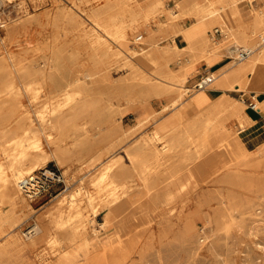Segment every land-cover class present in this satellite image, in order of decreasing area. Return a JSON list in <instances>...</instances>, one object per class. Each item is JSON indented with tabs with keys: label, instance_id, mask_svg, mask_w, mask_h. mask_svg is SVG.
<instances>
[{
	"label": "bare ground",
	"instance_id": "6f19581e",
	"mask_svg": "<svg viewBox=\"0 0 264 264\" xmlns=\"http://www.w3.org/2000/svg\"><path fill=\"white\" fill-rule=\"evenodd\" d=\"M182 3L184 6L177 3L178 10L170 14L164 7V0H107L104 8L97 9L88 15L90 31H81L76 26L73 27V30L78 31L76 37L79 44H85L86 40L90 39V42L86 44L89 52L85 59L87 62L84 63V60L80 64L81 75L69 80L62 88L51 87V85L55 84V78L62 74L64 69L68 67L70 69L73 65L79 64L80 51L65 50L58 44V34L41 46L34 44L35 46H25V50H22L27 52L32 48H42L44 54L40 63L24 62V56L16 55L12 51L0 55V99L5 97V100L0 102V156L3 155L7 161V163L0 161L1 203L6 202L12 208L17 204L26 206L28 201L22 196L25 192L19 185L22 175H30L49 161H54L56 165L63 167L71 151L69 147H66L67 138L70 137L69 130H72L74 135L71 142L73 148L85 147L90 141L83 126L87 123L85 119L96 118L95 125L100 130L102 125L111 126L114 115L112 101L115 98L123 99L127 104L125 109L118 111L120 114H123L135 102L152 96L169 97L170 100L158 112L145 107L147 116L144 120L163 111L169 112L164 114L151 136L138 141V147L134 151L127 150L124 155L111 157L90 180L92 185L97 187V194L104 193L102 198L100 195H87L86 205L90 208V212L88 211L91 216L90 222L93 223V219L102 210L107 212L100 227L106 229L112 225H118L115 232L118 242L108 250V253L122 254L130 249L134 241L133 234H125L121 224H118L116 220L118 215H124L128 211L167 210L171 199L175 196L169 190L170 185L177 184L182 175L192 176L193 170L191 172L186 168V161L195 160V157L192 158L188 151L184 150L180 161L183 164H174V162L169 163L171 157L166 158L167 152L174 151L183 144H190L194 148L196 157L204 155V160L197 164L196 170L203 172L206 168L218 165L219 169L225 171L223 180L229 183L243 180L244 175L240 172L242 168L264 167V157L256 162H241L246 153L251 150L248 145L255 142L257 138L253 125L255 119L248 106L246 107L242 101L226 92V90H243L245 79L259 67H264V0H182ZM66 11L57 15L56 18H69V21L73 23V18ZM162 15L165 16L167 24H163L160 20L151 21L153 16ZM177 15L191 19V22L186 27H180L173 19ZM151 22H157L161 32H170L179 42H173L164 47L153 44L150 47L149 42L155 37L152 30L144 37L141 34V37L139 36L145 39L143 44L147 43L148 48L139 47L138 50H132L128 45L129 35L134 30L141 29L142 25H150ZM5 25L6 23L4 27ZM214 30L222 34L219 42L213 39ZM6 31L10 33L9 29ZM4 42L2 37L3 45ZM109 43L124 47L126 54L136 60L135 63L137 62L141 69L140 72H131L130 75L127 72L126 76L110 81L108 62H112L113 59L114 64H117L118 55L112 53V59L109 60L111 58L108 57L111 49ZM223 43L234 44L228 50L231 54L233 50L250 51L244 60L228 62L216 72L211 73L214 77L213 82L216 85H223L226 90L222 89L223 92L218 96L209 99L203 90L213 82L207 83V78L198 81L194 87L183 86L187 78V69H191L190 66L204 60L210 65L211 59L220 57L219 52ZM183 55L188 57L189 63L186 62L179 68L171 69L170 62L180 60ZM213 55L214 57H211ZM130 62L124 61L115 65L120 69L130 65ZM182 87L185 92H178L177 89ZM192 89L193 95L185 103L182 102L185 101L184 94ZM44 91L42 96L41 93ZM22 96L30 102H36L40 98L44 100L35 112L39 121L38 127L31 125L29 111H21L23 105L19 100ZM102 100H105V106L99 108L98 103ZM14 106L18 109H14ZM259 108V112L264 114L261 106ZM190 111L192 112L189 113ZM83 119L86 122L77 123L78 120ZM18 130L22 132L18 134ZM96 134L98 135L92 144L93 149L100 151L107 148L112 139L109 140L108 135ZM42 136L46 143L56 145L50 153L40 148ZM158 140L165 142L159 149L156 146ZM104 141L107 142L102 145ZM123 157H128V166L123 164ZM163 158H166L165 162L169 161L165 165L160 161ZM162 165L163 168H161ZM134 176L141 180L140 183L142 182L138 188H133ZM165 180L168 182L164 183ZM183 187L182 184L178 190ZM77 190L67 195L61 194L53 205L49 223L53 225L54 233H48L43 224L34 223L25 233V237L31 246L39 242L53 246L59 241V234L65 235L70 245L75 244L65 252L66 256H82L87 264H94L108 253L105 251L102 255H95L98 242L95 239L96 236L94 237V234L91 235L86 230L81 202L77 203L76 200ZM26 195L32 197L29 192H26ZM97 197L101 198L102 202H97ZM66 199L69 203L64 207ZM177 211H184V202ZM2 221L0 217V223ZM191 226V220L186 219L183 232L190 230ZM92 231H95L93 226ZM58 264L77 263H67L60 258Z\"/></svg>",
	"mask_w": 264,
	"mask_h": 264
},
{
	"label": "rangeland",
	"instance_id": "374dc122",
	"mask_svg": "<svg viewBox=\"0 0 264 264\" xmlns=\"http://www.w3.org/2000/svg\"><path fill=\"white\" fill-rule=\"evenodd\" d=\"M106 2L107 0H0V5L5 9L6 23V27L0 31V53H2L0 55H5L7 52L12 51L16 55L24 56V62L36 61L40 63L44 54L42 48H32L27 52L22 50H25V46H41L55 34H58V44L62 45L65 50L78 49L80 51H78L79 64L73 65L70 69L69 67L64 69L63 73L55 78V84L51 85V87L62 88L69 80L81 75L80 69L82 67L80 64L87 59L89 52L86 44L90 42V39H87L85 44H79L76 37L78 31L73 30V27L76 26L81 31H90L91 26L88 21V15L97 9L104 8ZM177 3L184 6L182 0H164V7L171 14V12L178 10ZM63 11L70 14L71 18H73V23L69 21V18H56ZM6 16H9V18ZM173 19H175V24L180 27H186L191 22V19L181 18L179 15ZM158 20L162 21L163 24H167L163 15L151 18V21ZM157 25V22H151L150 25H142L141 29L134 30L129 35L128 45L130 48L132 50H138L139 47L148 48L147 43L143 44L145 40L143 37L148 32H152V30L155 37L149 42L150 47L153 44L164 47L169 46L173 42H179L177 37H173L170 32H161ZM7 29H9L10 33H6ZM213 33V39L219 42L222 39V34L220 31L215 30ZM59 34H63V36H59ZM98 34L102 35V33ZM140 34L143 36L142 38H139ZM2 37H4V45L1 43ZM232 45L223 43L219 52L220 56H231L228 50ZM109 46L111 48L108 53V57H111L109 60L112 59V53H117V64L124 61L132 62H130V65L124 66L125 68L120 69L116 67L117 64H114L113 59L111 60L112 62H108L107 70L110 81L127 74L130 75L131 72H140L141 69L136 64L137 62L135 63L136 60L131 59L126 54L127 51L124 47H120L115 43H109ZM211 57H214V55ZM128 58L130 59L128 60ZM230 60V62L233 61L232 59ZM86 62L85 60L84 63ZM186 62L189 63L188 57L183 55L180 60L170 62V68H179ZM113 65H115L114 68ZM124 69L127 71H124ZM189 71L190 69L188 68L186 71L187 78L183 83L185 87H194L198 81L206 78L202 77L195 85H190L187 82ZM110 72L112 73L111 75L109 74ZM212 84L215 83L213 82ZM177 91L185 92L183 87L177 89ZM44 93L45 91L41 93L42 96ZM192 95L193 89L187 91L183 97L185 101L182 102L188 101ZM3 100H5V97L0 99V102ZM169 100V97L161 98V96H157L156 98V96H152L143 101L135 102L123 114H120L118 111L125 109L127 104L125 100L115 98L112 101L114 104V115L111 126L102 125V130H100L95 125L96 118L85 119L87 123L83 126L85 127V133L90 137V141L83 148H73L71 142L74 139V135L72 130H69L70 137L67 138L66 143L68 144L66 147H69L71 151L69 152L70 157L67 163L63 167H59L54 161H49L41 168L34 170V173H37L40 169L50 168L54 169L58 174L59 180L51 184L48 192L36 197H28L26 193H23L22 196L28 201L26 206L25 204H17L19 206L16 205L12 208L8 203L0 202V217L3 220L0 223V264H58L60 258L67 263L87 264L86 259L82 256H66L65 252L70 247L75 246V244L70 245L65 235L59 234V241L53 246H47L44 242L31 246L25 237V233L32 228L31 226L34 223L43 224L48 233H54V227L49 223L52 207L61 194L67 195L76 189H78L77 193L79 195V197L77 195L76 200L77 203H82H80V207L84 223H86V230L89 234H94L93 236H96L95 239L98 242V246L95 248V255H102L105 251L108 253V250L118 242V239L115 238L118 225H112L106 229L100 227V223L104 221V215L107 212L102 210L93 219V223L90 222V208L86 205L87 195L104 197V193L97 194L98 189L92 185L90 180L111 157L124 155L127 150L134 151L138 147L140 140L142 141V138L145 139V137L148 138L152 135L164 114L169 111H163L154 117L144 120L147 116L145 107L158 112L168 104ZM19 101L24 106L21 107V111H29L31 125L38 127L39 121L35 112H37L44 100L40 98L36 102H30L25 96H22ZM243 105L247 107V101L243 102ZM104 106L105 100L98 103L99 108ZM14 109H18V107L14 106ZM85 120H78L77 123L81 124L86 122ZM20 131L22 132V130H18L17 133L20 134ZM96 133L108 135V139H112L107 148L105 147V149L103 148L100 151L93 149L92 144L98 135ZM41 142L40 148L45 152L50 153L52 149H55L56 145L46 143L43 136ZM106 142L104 141L102 145ZM164 144L165 142L162 140L156 142L158 149ZM180 147H177L180 151L176 148V150H172L173 152L169 151L170 154L167 152L166 158L171 157L170 162H168L180 164L182 155L185 151H188L187 153L192 158L195 157V160L186 161V168L190 169L191 172L192 170L195 172H192L191 177L188 174L182 175L177 184L170 185L169 190L175 196L171 199L167 210L150 212L128 211L124 215H118L116 220L119 225L121 224L123 232L127 235L129 233L133 234V244L124 253L115 255L110 252L94 264H264V167L242 168L240 172L244 175L243 180L229 183L223 180L222 177L225 171L219 169L218 165L206 168L203 172L197 171L196 166L204 160V155L196 157L194 148L190 144H183ZM262 157H264V143L256 149L249 150L241 162H256ZM165 159L160 160L163 165L168 163L165 162ZM0 161L7 163L3 155L0 156ZM122 162L125 166H128V157H123ZM163 165L161 168H163ZM22 176L24 177L26 174ZM140 181L138 177L134 176L133 188H138V185L142 183ZM166 182L168 180H165L164 183ZM182 184L184 185L183 189L178 190ZM87 191L88 193H85ZM101 198L97 197L96 201L102 202ZM183 202L184 211H177ZM68 203L69 201L66 199L64 207L68 206ZM169 208L171 209L169 210ZM186 219L191 220L192 226L190 230L183 232V224ZM92 226L95 231H92Z\"/></svg>",
	"mask_w": 264,
	"mask_h": 264
},
{
	"label": "crops",
	"instance_id": "0c3cea01",
	"mask_svg": "<svg viewBox=\"0 0 264 264\" xmlns=\"http://www.w3.org/2000/svg\"><path fill=\"white\" fill-rule=\"evenodd\" d=\"M230 61L231 60L227 55H222L218 59H211L209 63L210 65H208L206 61H200L197 65H193L191 67L187 82H189L190 85H195L202 77H211L212 79L208 83H212L214 79L212 76H210V74L212 72H216V70H219L222 66ZM222 89L226 90L223 85L210 84L209 86L205 87L203 91L207 98L212 99L223 92ZM226 92L242 102L248 101L250 95L254 93L259 106H261V108L264 110V67H259L256 72L245 79V88L243 90H226ZM251 112L255 119L253 125L255 126L257 138L256 141L248 145V147L251 149H256L260 144L264 143V114L262 112L253 110Z\"/></svg>",
	"mask_w": 264,
	"mask_h": 264
},
{
	"label": "built area",
	"instance_id": "2783aa9c",
	"mask_svg": "<svg viewBox=\"0 0 264 264\" xmlns=\"http://www.w3.org/2000/svg\"><path fill=\"white\" fill-rule=\"evenodd\" d=\"M5 24V9L0 5V31L3 29ZM250 51L247 50H233L229 59L234 62L244 60ZM211 77L207 78V83L211 81ZM247 106L250 110L259 111L258 102L256 100V95L252 93L247 101ZM58 174L54 169L43 168L37 171V173H31L26 175L19 180L20 188L26 193L29 192L31 196H39L43 193L48 192L51 184L54 181H58Z\"/></svg>",
	"mask_w": 264,
	"mask_h": 264
}]
</instances>
